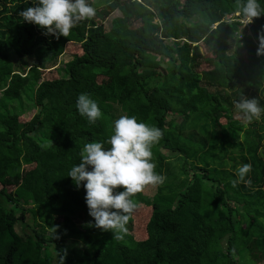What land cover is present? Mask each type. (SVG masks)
Wrapping results in <instances>:
<instances>
[{
	"label": "trees",
	"instance_id": "obj_1",
	"mask_svg": "<svg viewBox=\"0 0 264 264\" xmlns=\"http://www.w3.org/2000/svg\"><path fill=\"white\" fill-rule=\"evenodd\" d=\"M239 2L92 0L93 17L53 36L23 21L32 0H0V264H238L233 253L252 241L264 257V112L251 122L231 112L241 95L264 108V14L247 28ZM99 7L120 15L106 27ZM69 43L78 48L64 73L42 78ZM199 43L214 46V58L197 71ZM23 93L37 109L25 120ZM81 93L101 110L95 123L76 110ZM122 115L162 132L151 160L164 181L152 196L130 197L132 212L150 208L141 239L126 225L119 239L95 227L83 182L67 176L86 143L110 147ZM243 164L251 183L233 186Z\"/></svg>",
	"mask_w": 264,
	"mask_h": 264
},
{
	"label": "clouds",
	"instance_id": "obj_2",
	"mask_svg": "<svg viewBox=\"0 0 264 264\" xmlns=\"http://www.w3.org/2000/svg\"><path fill=\"white\" fill-rule=\"evenodd\" d=\"M95 11L89 0H32V5L20 15L24 22L43 28L44 34L67 36L77 21L93 17ZM237 11L244 24L264 14L259 0H240ZM261 53H264V37L259 39L257 48V54ZM75 105L89 123L101 117L96 101L87 93L79 94ZM235 107L247 122L259 119L264 112L256 98L243 95L235 101ZM161 136L159 128L138 121L135 116L122 115L113 121V134L107 140L110 147H103L99 141L84 145L80 162L69 169L67 176L77 188L83 182L84 202L95 227L113 230L116 238H121V233L126 231L127 214L136 207L130 197L145 185L163 183L164 177L154 171L151 160V145ZM250 169V164H243L237 179L231 181L233 186L241 181L250 184V180H245ZM118 187L122 190L117 191Z\"/></svg>",
	"mask_w": 264,
	"mask_h": 264
},
{
	"label": "rangeland",
	"instance_id": "obj_3",
	"mask_svg": "<svg viewBox=\"0 0 264 264\" xmlns=\"http://www.w3.org/2000/svg\"><path fill=\"white\" fill-rule=\"evenodd\" d=\"M91 1L92 0H89V2ZM97 10L98 12H100L101 17L100 18L95 17V19L101 20L106 27L110 26V22L114 17L120 15L118 10L116 9L112 10L107 7H99ZM135 24L136 23L132 22V25H135ZM77 48H78V44H74V43L66 44L65 52L61 56L58 57L57 62L54 64V66L48 69H45L42 72V78L44 79L53 78V77L58 76L59 74H63L64 73L63 66L66 60H68V54L71 52H75ZM230 50L231 48H229V51ZM198 54L199 55L197 56V58L192 62V66L195 70L200 71L202 68L204 69V68L210 67L211 62L214 58V46H211V44L207 45L204 43H199L198 44ZM12 59L17 61V58L14 56L12 57ZM164 65L165 64H161L160 68H163ZM1 89L2 88L0 87V95H1ZM22 108H23V113H24L21 116L22 120L30 118L37 110L33 106V102L30 100V98L25 93L22 94ZM231 112L234 118H239L240 120L244 121L242 114H240V112L236 108H233ZM221 122L224 123L225 119L221 118ZM27 168H28L27 166L23 167V173ZM4 183L6 186H8V188L13 189L15 188V185L18 183V181L12 180V179H6ZM156 188H157V185H145L142 192L145 196H152L155 193ZM22 204L24 205L25 208L31 205V204H25V203H22ZM11 207H13V205H11ZM19 207L20 206L15 208L17 214H19ZM149 215H150L149 207H145L141 205L138 208H136V210H134L131 214L128 215V220L126 222V228L128 232L131 233L137 239L145 238L146 235L144 232V224L147 221ZM24 218H25L26 223L31 226L33 223L31 212H27ZM24 229L26 230V232H30L28 227H24ZM17 230L21 231V234H23L19 224L17 225ZM23 236L24 235H22V238ZM74 240L75 239L67 238L65 240V244L73 248L82 247V244L78 242V240H75V241ZM233 254L238 264H242L247 258L253 260L255 264L264 263V257L262 256L261 252L256 248L254 241H252L248 247H245L244 249H241L238 252H235Z\"/></svg>",
	"mask_w": 264,
	"mask_h": 264
},
{
	"label": "built area",
	"instance_id": "obj_4",
	"mask_svg": "<svg viewBox=\"0 0 264 264\" xmlns=\"http://www.w3.org/2000/svg\"><path fill=\"white\" fill-rule=\"evenodd\" d=\"M241 20V22L243 23V20L242 19H240ZM243 26H246L247 28H249V23H247V24H244L243 23Z\"/></svg>",
	"mask_w": 264,
	"mask_h": 264
}]
</instances>
